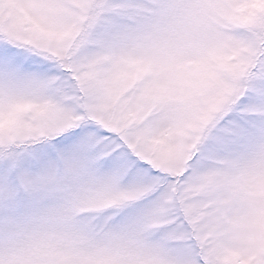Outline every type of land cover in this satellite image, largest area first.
<instances>
[{"label":"snow or ice","instance_id":"obj_1","mask_svg":"<svg viewBox=\"0 0 264 264\" xmlns=\"http://www.w3.org/2000/svg\"><path fill=\"white\" fill-rule=\"evenodd\" d=\"M0 264H264V0H0Z\"/></svg>","mask_w":264,"mask_h":264}]
</instances>
